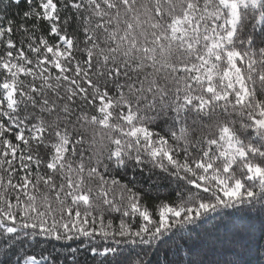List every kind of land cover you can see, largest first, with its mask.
<instances>
[{
	"label": "snow or ice",
	"instance_id": "obj_1",
	"mask_svg": "<svg viewBox=\"0 0 264 264\" xmlns=\"http://www.w3.org/2000/svg\"><path fill=\"white\" fill-rule=\"evenodd\" d=\"M264 264V0H0V264Z\"/></svg>",
	"mask_w": 264,
	"mask_h": 264
},
{
	"label": "trees",
	"instance_id": "obj_2",
	"mask_svg": "<svg viewBox=\"0 0 264 264\" xmlns=\"http://www.w3.org/2000/svg\"><path fill=\"white\" fill-rule=\"evenodd\" d=\"M246 259L249 261V264H256L257 257L255 253L249 255L248 257H246Z\"/></svg>",
	"mask_w": 264,
	"mask_h": 264
}]
</instances>
